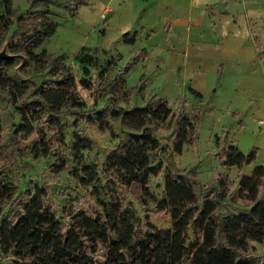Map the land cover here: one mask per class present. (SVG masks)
<instances>
[{
  "label": "rangeland",
  "instance_id": "374dc122",
  "mask_svg": "<svg viewBox=\"0 0 264 264\" xmlns=\"http://www.w3.org/2000/svg\"><path fill=\"white\" fill-rule=\"evenodd\" d=\"M90 1L92 0H11L10 21L5 30L0 29V59L13 61L6 73L24 92L17 105L20 102L35 100V90L39 86H52L53 82L58 81L60 67L64 65L74 76L75 91L84 103V108L63 106L51 117L53 124L49 123L44 108H40L32 123V133L28 136L14 135L12 130L17 122L15 107L7 106L5 90L0 88L1 177L11 182L14 187L10 200L0 204V219L16 212L19 204L26 200L21 194L32 193L34 186L46 190L45 201L59 221L63 206L85 211L95 209L96 197L107 200L108 191L101 180L93 184L97 189L96 195L91 187H81V168L98 166L106 152L114 148L119 141H133L141 135L140 132L124 128L118 119L111 118L110 109L129 111L135 108H152L158 101L152 91L154 84L148 81L149 75L145 73L147 64L142 60L143 50L137 47L130 51L127 43L129 39L126 37L124 41L120 37L111 39V36L101 34L96 37V30L90 31L94 21L90 11L80 13L76 17L74 12L81 3ZM248 13L251 37L256 49L263 50L264 0H256ZM19 17L22 18L20 23L17 22ZM45 18L56 23V28L49 37L39 41L32 48V52L39 54L41 60L39 63H33L26 58L23 43L25 40L33 41L38 32L47 31ZM80 45L89 46L91 55L96 60L89 68V77L85 78L89 88L79 86L78 79L83 75L80 66L73 61V55ZM93 45L95 46L92 47ZM167 99L171 116L162 122L151 119L144 128V133L151 135L157 144V148L149 153L151 168L158 170L155 176L148 179L152 198L138 201L140 192L136 187L126 190L123 195L115 189V198L122 204L131 203L136 219L143 229L145 226L168 229L170 221L167 214L158 212L155 208L156 203L163 197L162 175L167 171L191 186L198 199V207L201 206L203 198L207 197L215 203L214 213L219 217L234 216L247 211L250 204L239 200L235 195L237 180L233 170L227 171L228 175L220 173L223 168L215 156L212 142L204 144L201 140L206 130L205 121L209 120L207 124L210 125L213 122L212 117L204 116L201 124L197 123L198 144L195 137L192 144L183 146L178 156L171 151L169 144L176 132L178 114L190 116L198 107L180 106L172 95ZM227 105L228 100L223 99L218 106L219 111L215 115L216 121L212 129L219 135L220 126H224L234 137L238 121L232 120L226 113L233 112L236 108ZM242 118L240 116L238 120ZM242 121L245 130L242 131L238 147L246 153L249 147L255 144L256 154V147L264 143V136L257 140L255 136L260 127H256L250 120ZM75 134L77 137L70 140ZM38 142L50 144L51 150L45 156L31 158V148ZM261 159L254 158L251 165H260ZM60 163L62 170L57 171ZM223 175L227 187L219 191L216 180ZM215 239L224 244L222 233L218 230ZM263 252L264 245L247 242L244 248L235 250V257H258ZM100 259L101 251L95 259L96 264Z\"/></svg>",
  "mask_w": 264,
  "mask_h": 264
},
{
  "label": "trees",
  "instance_id": "16d2710c",
  "mask_svg": "<svg viewBox=\"0 0 264 264\" xmlns=\"http://www.w3.org/2000/svg\"><path fill=\"white\" fill-rule=\"evenodd\" d=\"M0 7V29L3 31L10 21L11 0H0ZM17 22H22V18L19 17ZM45 22L46 32H38L33 41L25 40L23 43L24 54L33 63L41 60L32 48L56 28V23L48 18ZM121 38L124 41L125 35ZM91 53L90 48L81 46L73 55V61L80 66L83 75L78 79L79 86L83 88H89L85 78L89 77V68L96 62ZM257 58L259 61L264 59V49L257 53ZM12 65V60L0 59V88L5 90L7 106L15 107L17 117L12 130L14 135L28 136L32 133V123L40 108H44L51 124L54 123L51 117L65 105L84 108L75 91L74 76L64 65L60 67L58 81L52 86H39L35 90V100L17 105L24 92L6 73ZM109 116L118 119L124 128L141 135L133 141H119L106 152L98 166L81 168L80 186L91 187L96 195L97 189L93 184L101 180L108 191L107 200L96 197V208L90 211L63 206L59 221L45 201L44 188L34 186L32 193L23 192L21 195L26 200L19 204L18 210L0 219V264H96L100 251L101 259L97 264H264V252L258 257H235V250L244 248L247 242L264 245L262 166H253L250 174L239 177L236 183L235 195L250 204L248 210L221 217L214 213L216 206L211 199L203 198L198 207V199L191 186L180 177L164 171L163 197L155 208L167 214L170 227L156 229L145 226L143 229L131 203L122 204L115 198L114 190L123 195L126 190L136 187L140 192L138 201L152 198L148 179L158 170L151 168L149 153L157 148V144L151 135L144 133V128L149 120L162 122L171 116V112L166 101L158 100L152 108L110 109ZM196 120L195 114H178L176 132L169 144L175 155L181 153L185 144L193 143ZM75 135L70 140L77 137ZM227 139L225 133L221 138H214L215 156L220 165L238 169L251 165L255 149L244 154ZM50 150V144L38 142L32 146L30 156H45ZM62 167L60 163L56 170L60 171ZM220 177L216 180V187L223 191L227 187L223 180L225 175ZM13 191V184L2 179L0 167V204L10 200ZM217 230L222 233L224 244L216 241Z\"/></svg>",
  "mask_w": 264,
  "mask_h": 264
},
{
  "label": "crops",
  "instance_id": "0c3cea01",
  "mask_svg": "<svg viewBox=\"0 0 264 264\" xmlns=\"http://www.w3.org/2000/svg\"><path fill=\"white\" fill-rule=\"evenodd\" d=\"M255 2L92 0L81 3L74 14L77 17L80 13H92L94 21L90 31L96 30V37L101 34L116 39L125 35L129 39L130 51L137 47L143 50L142 60L147 64L145 73L149 75L148 81L154 84L152 91L156 99L166 101L172 95L180 106L198 107L193 113L197 116L196 144L199 143V125L204 116H210L213 122L208 125L209 120L205 121L203 143L212 142L215 151L214 138H221L225 133L228 142L243 153L238 147L245 130L243 119L260 127L255 136L257 140L264 136V59L259 61L257 58L259 51L251 37L248 22V12ZM223 99L228 100L227 106L236 108L226 113L238 121L234 137L224 126H220L219 135L212 129ZM240 116L242 120H238ZM263 146L264 143H260L256 147L254 157L262 158L259 162L262 167ZM254 147L255 144L249 148ZM252 167H222L220 173L228 175L227 171L233 170L238 180L241 176H248Z\"/></svg>",
  "mask_w": 264,
  "mask_h": 264
}]
</instances>
